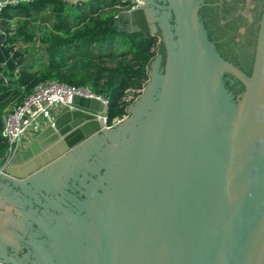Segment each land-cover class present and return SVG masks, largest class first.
<instances>
[{"label":"water","instance_id":"obj_1","mask_svg":"<svg viewBox=\"0 0 264 264\" xmlns=\"http://www.w3.org/2000/svg\"><path fill=\"white\" fill-rule=\"evenodd\" d=\"M139 1L115 25L159 40L141 93L112 125L76 99L0 171V263L264 264V0L250 53L206 0Z\"/></svg>","mask_w":264,"mask_h":264},{"label":"trees","instance_id":"obj_2","mask_svg":"<svg viewBox=\"0 0 264 264\" xmlns=\"http://www.w3.org/2000/svg\"><path fill=\"white\" fill-rule=\"evenodd\" d=\"M97 5L93 2L72 8L61 0H32L3 10V25L6 29L13 25L14 30L8 39L27 43L38 38L43 50L37 64L24 66L14 77L0 80L3 162L8 149L1 135L3 112L13 102L22 101L38 84L58 80L75 87L91 86L109 100L108 125L127 114L131 102L124 101L125 91L143 88L148 65L156 54L157 38L118 29V0Z\"/></svg>","mask_w":264,"mask_h":264},{"label":"built area","instance_id":"obj_3","mask_svg":"<svg viewBox=\"0 0 264 264\" xmlns=\"http://www.w3.org/2000/svg\"><path fill=\"white\" fill-rule=\"evenodd\" d=\"M32 0H4L0 2V37L7 40L9 35L14 33L13 25L8 29L3 25L2 12L9 6H17L22 3H29ZM140 4L139 0L124 5L119 2L117 8L129 9ZM7 80V76L0 69V80ZM142 89H127L124 101L133 102L141 93ZM78 98H88L98 100L107 107L109 100L103 95L94 92L91 86H71L58 80H48L38 84L33 92L28 94L22 101L13 108L7 110L2 116L1 135L8 143L6 159L0 171L6 167L11 160L21 151L25 145V140L34 130H38L49 124H53L54 114L58 109L71 108L73 102ZM107 122V112L104 116ZM120 118L115 119L114 122ZM3 264V263H0Z\"/></svg>","mask_w":264,"mask_h":264},{"label":"flooded vegetation","instance_id":"obj_4","mask_svg":"<svg viewBox=\"0 0 264 264\" xmlns=\"http://www.w3.org/2000/svg\"><path fill=\"white\" fill-rule=\"evenodd\" d=\"M206 1L208 5L205 6L204 13L207 24L220 50H224L221 46L222 41L233 39L235 45L242 46L243 51L250 53L252 48L249 44L243 43L242 34L245 33L249 40L256 34L255 31L258 29L257 16L262 9L263 0ZM237 65L243 68L241 65Z\"/></svg>","mask_w":264,"mask_h":264},{"label":"crops","instance_id":"obj_5","mask_svg":"<svg viewBox=\"0 0 264 264\" xmlns=\"http://www.w3.org/2000/svg\"><path fill=\"white\" fill-rule=\"evenodd\" d=\"M68 7H75L77 4L95 3L109 5L114 0H61ZM119 1V0H118ZM96 8L95 6H93ZM42 46L39 39L36 38L33 42H23L22 40L9 39L3 40L0 37V69L7 77H14L16 73L29 64H37V58L42 53ZM68 108L58 109L53 118V122L61 116ZM121 119V118H120ZM119 119V120H120ZM46 126L42 127L45 128ZM29 135L27 138H29Z\"/></svg>","mask_w":264,"mask_h":264},{"label":"rangeland","instance_id":"obj_6","mask_svg":"<svg viewBox=\"0 0 264 264\" xmlns=\"http://www.w3.org/2000/svg\"><path fill=\"white\" fill-rule=\"evenodd\" d=\"M9 12V10H6L5 11V13L7 14ZM159 40H158V38H157V41H156V44L154 45V50H155V52H156V54L158 53V51H159ZM19 102H13L11 105H9L7 108H5V110H4V112H3V114L7 111V110H9V109H11V108H13L16 104H18ZM48 126V125H47ZM45 128H39L38 130H34L32 133H31V136L29 137V138H27L26 140H25V145L22 147V149H21V151L19 152L20 154H21V156H24V155H26V158H23L22 160H21V163L23 162V163H28L29 161H32V159L33 158H36V157H38V156H40L41 154H42V152H44V151H47L48 150V152L51 150V149H53V148H55V147H53V146H55V144L54 143H50L49 145H47V146H45V147H43L41 144H34L33 145V142H34V140H36V138H37V136L44 130ZM0 162H2V163H0V168L3 166V160L2 159H0ZM27 166V165H26Z\"/></svg>","mask_w":264,"mask_h":264}]
</instances>
